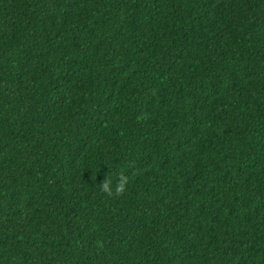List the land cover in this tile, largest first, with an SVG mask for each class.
Segmentation results:
<instances>
[{"label":"trees","instance_id":"obj_1","mask_svg":"<svg viewBox=\"0 0 264 264\" xmlns=\"http://www.w3.org/2000/svg\"><path fill=\"white\" fill-rule=\"evenodd\" d=\"M0 264H264V0H0Z\"/></svg>","mask_w":264,"mask_h":264},{"label":"clouds","instance_id":"obj_2","mask_svg":"<svg viewBox=\"0 0 264 264\" xmlns=\"http://www.w3.org/2000/svg\"><path fill=\"white\" fill-rule=\"evenodd\" d=\"M127 181V177L123 176L122 174H117V180L114 185L110 187L111 181L104 180L100 185L99 188L108 195H112L113 192L115 194H119L124 190L125 183Z\"/></svg>","mask_w":264,"mask_h":264}]
</instances>
